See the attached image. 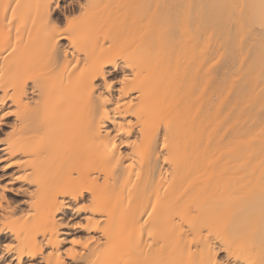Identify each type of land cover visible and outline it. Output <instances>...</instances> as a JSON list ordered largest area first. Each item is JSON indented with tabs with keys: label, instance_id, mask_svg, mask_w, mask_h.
<instances>
[{
	"label": "bare ground",
	"instance_id": "obj_1",
	"mask_svg": "<svg viewBox=\"0 0 264 264\" xmlns=\"http://www.w3.org/2000/svg\"><path fill=\"white\" fill-rule=\"evenodd\" d=\"M0 264H264V0H0Z\"/></svg>",
	"mask_w": 264,
	"mask_h": 264
},
{
	"label": "snow or ice",
	"instance_id": "obj_2",
	"mask_svg": "<svg viewBox=\"0 0 264 264\" xmlns=\"http://www.w3.org/2000/svg\"><path fill=\"white\" fill-rule=\"evenodd\" d=\"M78 227H79V225H78ZM73 244H79L80 243V241H78V240H73V242H72ZM69 254L71 255V254H73V251H72V249H69Z\"/></svg>",
	"mask_w": 264,
	"mask_h": 264
}]
</instances>
